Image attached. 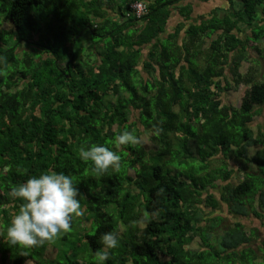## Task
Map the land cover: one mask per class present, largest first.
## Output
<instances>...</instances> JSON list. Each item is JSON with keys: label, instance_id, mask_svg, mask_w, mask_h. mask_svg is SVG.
Instances as JSON below:
<instances>
[{"label": "trees", "instance_id": "1", "mask_svg": "<svg viewBox=\"0 0 264 264\" xmlns=\"http://www.w3.org/2000/svg\"><path fill=\"white\" fill-rule=\"evenodd\" d=\"M188 1L0 0V233L21 205L10 189L43 172L70 175L85 209L42 247L0 237V264H97L110 231L105 264H264V236L242 222L264 227V74L242 72L264 54V0L195 22ZM124 130L139 143L116 145ZM91 145L120 168L95 175L79 159Z\"/></svg>", "mask_w": 264, "mask_h": 264}, {"label": "clouds", "instance_id": "2", "mask_svg": "<svg viewBox=\"0 0 264 264\" xmlns=\"http://www.w3.org/2000/svg\"><path fill=\"white\" fill-rule=\"evenodd\" d=\"M0 59H3L0 57ZM118 146L139 143V138L128 130L115 137ZM79 159L90 162L92 172L103 176L110 169L120 168L121 157L104 145L81 148ZM10 197L21 202L6 230L0 233L9 246L20 249L42 247L67 234L75 218L85 215L73 178L63 172H43L30 177L18 187H12ZM102 248L96 253L97 264H105L111 250L119 247V233L110 231L100 237Z\"/></svg>", "mask_w": 264, "mask_h": 264}, {"label": "rangeland", "instance_id": "3", "mask_svg": "<svg viewBox=\"0 0 264 264\" xmlns=\"http://www.w3.org/2000/svg\"><path fill=\"white\" fill-rule=\"evenodd\" d=\"M67 3L69 1H66ZM34 10L36 12H43L44 14H46V7L44 5H40V6H37V7H34ZM2 16L4 17L5 15L2 14ZM173 21L171 23V26H174L178 20V18L176 16H173L172 17ZM8 23V22H7ZM10 24V23H9ZM9 24H6V27L9 26ZM11 26V25H10ZM10 28V27H9ZM263 47V46H262ZM261 47V48H262ZM264 53V52H263ZM264 54H259V52L255 51V50H252L251 51V59L253 61H258L260 62V67L257 68V65L255 62L253 63H248V64H245L244 67L242 68V72L245 74L247 73H252L254 69L258 70V71H261L262 74H264ZM253 74V73H252ZM261 74L259 73L258 74V77H260ZM261 78V77H260ZM246 90V86H241L240 89H239V92L237 93H229L228 96H227V103H229L230 105L232 106H235V107H240L241 105V100L244 96V92ZM263 112L261 114V116H258L255 118V123L253 125L254 128H256V131L260 130V128H263L264 126V108L262 109ZM143 142L145 143V146L150 150V148L153 147L151 141H150V134H145L143 136ZM233 183H237V181H233ZM224 214L225 216H227V210L224 209V212L222 213ZM229 222H226L227 225H230L231 223H233V219L231 217H229ZM243 224L246 226V228L248 229H253V228H257V227H260L259 229V234L261 236H264V227L261 225L259 226L260 222L259 220L255 219L253 216H251L250 218H247V219H243L242 220ZM257 245L259 244V241L257 240Z\"/></svg>", "mask_w": 264, "mask_h": 264}, {"label": "crops", "instance_id": "4", "mask_svg": "<svg viewBox=\"0 0 264 264\" xmlns=\"http://www.w3.org/2000/svg\"><path fill=\"white\" fill-rule=\"evenodd\" d=\"M227 1L225 0H189L185 5L189 6L192 11V20L191 22H195L198 20V17H202L204 19H207V16H210V14L215 13V15L222 16L226 10L228 9ZM177 18H179L177 16ZM179 21V19H178ZM177 21V22H178ZM176 22V23H177ZM261 223L259 226H261ZM260 227H255L253 229H259ZM251 230V229H250Z\"/></svg>", "mask_w": 264, "mask_h": 264}, {"label": "built area", "instance_id": "5", "mask_svg": "<svg viewBox=\"0 0 264 264\" xmlns=\"http://www.w3.org/2000/svg\"><path fill=\"white\" fill-rule=\"evenodd\" d=\"M131 10L135 12L138 18L145 16L147 14V7L142 2H137L131 5Z\"/></svg>", "mask_w": 264, "mask_h": 264}, {"label": "bare ground", "instance_id": "6", "mask_svg": "<svg viewBox=\"0 0 264 264\" xmlns=\"http://www.w3.org/2000/svg\"><path fill=\"white\" fill-rule=\"evenodd\" d=\"M148 14V13H147ZM4 18V17H3ZM188 45V44H187ZM21 51V50H20ZM18 53V52H17Z\"/></svg>", "mask_w": 264, "mask_h": 264}]
</instances>
